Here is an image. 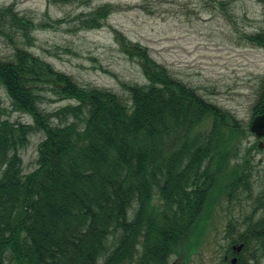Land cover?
Returning a JSON list of instances; mask_svg holds the SVG:
<instances>
[{"label":"trees","instance_id":"trees-1","mask_svg":"<svg viewBox=\"0 0 264 264\" xmlns=\"http://www.w3.org/2000/svg\"><path fill=\"white\" fill-rule=\"evenodd\" d=\"M113 10L104 3L80 13L77 26L99 29ZM45 22L0 6V39L10 46L0 85L12 110L32 118L1 119L0 98V264H169L178 247L192 253L218 203L213 193L221 189L230 207L236 190H252L249 149L241 150L248 125L114 28L119 52L145 82L124 85L125 96L80 84L26 48ZM246 40L264 48V29ZM47 96L70 103L48 112ZM255 96L251 119L264 113V78ZM33 132L43 133L36 167L23 173ZM254 206L242 221L227 217L224 255L243 244L235 264H260L255 250L264 258V180Z\"/></svg>","mask_w":264,"mask_h":264},{"label":"rangeland","instance_id":"rangeland-1","mask_svg":"<svg viewBox=\"0 0 264 264\" xmlns=\"http://www.w3.org/2000/svg\"><path fill=\"white\" fill-rule=\"evenodd\" d=\"M217 1H223L224 6L209 0H76L56 3L0 0V6L13 3L19 13L32 17L37 23H50L49 27L33 32L34 40L26 48L80 84L95 85L125 96L124 85L145 82L139 66L119 52L112 32L114 28L146 46L157 62L167 66L173 76L196 89L204 99L230 111L247 125L259 81L264 78V48L249 43L246 35L264 29V0ZM104 3H110L114 10L103 27L79 29L76 16ZM55 20L62 22L55 24ZM9 52V43L0 39V56ZM0 98L1 119L31 123L30 115L12 110L1 85ZM68 103L47 96L41 104L50 112ZM42 138V132H33L29 144L21 151L23 173L36 167L37 145ZM253 144H256L255 138L250 136L241 146V150L249 149L246 155L251 157V196L248 190H236L238 200L228 207L221 189L213 193L212 200L218 203L209 213L197 251L186 261L187 264H223L227 217L233 215L236 221H242L262 190L264 146L254 149ZM182 250V246L176 248L169 257V264L182 262ZM255 253L260 264H264V258L257 250Z\"/></svg>","mask_w":264,"mask_h":264},{"label":"water","instance_id":"water-1","mask_svg":"<svg viewBox=\"0 0 264 264\" xmlns=\"http://www.w3.org/2000/svg\"><path fill=\"white\" fill-rule=\"evenodd\" d=\"M250 131L256 135V137L264 136V113L256 116L250 125Z\"/></svg>","mask_w":264,"mask_h":264},{"label":"flooded vegetation","instance_id":"flooded-vegetation-1","mask_svg":"<svg viewBox=\"0 0 264 264\" xmlns=\"http://www.w3.org/2000/svg\"><path fill=\"white\" fill-rule=\"evenodd\" d=\"M257 213H259V212H257ZM226 259H227V258L225 257V260H226ZM186 261H188V260H186ZM186 261H185L183 264H187Z\"/></svg>","mask_w":264,"mask_h":264}]
</instances>
